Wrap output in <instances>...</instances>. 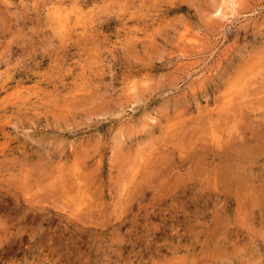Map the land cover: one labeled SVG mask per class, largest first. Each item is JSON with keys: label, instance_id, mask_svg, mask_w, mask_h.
Instances as JSON below:
<instances>
[{"label": "clouds", "instance_id": "clouds-1", "mask_svg": "<svg viewBox=\"0 0 264 264\" xmlns=\"http://www.w3.org/2000/svg\"><path fill=\"white\" fill-rule=\"evenodd\" d=\"M0 264H264V0H0Z\"/></svg>", "mask_w": 264, "mask_h": 264}]
</instances>
